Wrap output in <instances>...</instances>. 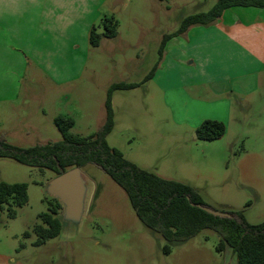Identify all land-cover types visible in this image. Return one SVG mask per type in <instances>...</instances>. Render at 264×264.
<instances>
[{"label": "rangeland", "instance_id": "rangeland-1", "mask_svg": "<svg viewBox=\"0 0 264 264\" xmlns=\"http://www.w3.org/2000/svg\"><path fill=\"white\" fill-rule=\"evenodd\" d=\"M124 2L112 19L119 24L121 38L133 46L115 41L99 48H81L82 80L76 88L70 87L69 100L62 97L68 86L49 87L47 81L27 77L18 82L16 134L25 128L36 130L26 138L28 143L18 146H35L40 137L49 142L61 140L54 120L67 114L76 121L73 134L91 136L100 126L97 112L92 119L89 116L106 100L105 85L135 84L134 89L113 92L116 127L109 146L143 169L196 188L213 210L242 211L250 224L262 223L264 109L247 103L240 109L234 96L191 86L206 79L202 77L206 74L201 67H180L179 47L185 50V37L181 43L180 39L168 41L160 56L157 38L161 33H172L185 17L209 11L217 0H198L182 9L151 0ZM141 25L149 30L141 32ZM183 85L188 87L179 89ZM226 101L231 102L228 112ZM0 109L8 111L7 104ZM208 117L224 119L226 133L221 139L197 138V129ZM83 171L92 188L81 223L63 226L58 237L36 246L34 227L40 223L39 215L49 212L55 202L46 185L56 175L0 159L4 182L28 186V203L16 208L14 218L0 206V264H237L234 254L216 250L219 236L211 230L174 244L165 253L167 242L141 223L123 189L95 165H87Z\"/></svg>", "mask_w": 264, "mask_h": 264}, {"label": "crops", "instance_id": "crops-1", "mask_svg": "<svg viewBox=\"0 0 264 264\" xmlns=\"http://www.w3.org/2000/svg\"><path fill=\"white\" fill-rule=\"evenodd\" d=\"M151 1L166 4L167 8L182 9L198 0ZM124 6V0H0V106L7 104L8 109L4 112L0 109V137L9 141V137L17 139L19 136L18 141H9L18 146L28 143L26 138L36 131L25 128L16 134L13 123L18 121V82L27 77L47 81L49 87L68 86L67 93L63 90L59 92L66 93L62 97L65 101L69 100L70 89L76 88L82 80L81 48L91 46L92 28L97 27L99 33L103 32V20L112 19ZM139 29L141 32L149 30L143 25ZM163 35L158 36L159 43ZM181 37H185L186 46L185 50L179 47L178 62L183 64L180 67L185 65L196 70L201 67L206 74L202 75L206 79L200 82L194 80L191 86L208 87L222 96H234L239 101L240 109L245 103L264 109V8H229L214 24L192 26L169 42L179 39L180 42ZM115 41L133 46L117 34L115 38H102L100 45L94 48ZM111 85L113 83L106 84L105 89L108 91ZM187 87L183 85L179 89ZM105 101L99 104L97 111L93 109L91 116H86L87 120L88 116L92 119L94 112H97L99 128L106 121ZM226 104L228 112L231 102L226 101ZM207 119L224 124V119ZM114 121L112 132L116 127L115 110ZM74 122L73 128L76 126ZM112 132L107 136V142ZM39 142L45 144L49 139L40 137ZM227 249L224 252L232 255L233 252Z\"/></svg>", "mask_w": 264, "mask_h": 264}, {"label": "trees", "instance_id": "trees-1", "mask_svg": "<svg viewBox=\"0 0 264 264\" xmlns=\"http://www.w3.org/2000/svg\"><path fill=\"white\" fill-rule=\"evenodd\" d=\"M233 7L264 8V0H217L207 12L185 17L180 27L165 34L160 45L163 56L166 43L172 37L184 34L192 26H209L217 22L223 12ZM119 24L113 19L103 20L99 33L97 27L90 32V45L98 47L102 38H115ZM153 76V72L147 77ZM135 84L119 83L110 86L105 101L106 121L94 134L88 137L71 132L75 122L68 116H58L54 123L62 139L56 142L20 147L0 137V159H11L40 171L50 170L55 175L74 168L95 165L106 173L126 193L136 216L148 229L159 233L167 242L165 253L172 245L185 243L205 230L218 234V252L230 248L237 264H264V221L257 225L247 222L242 211H227V217H216L196 204L207 206L199 191L182 182L162 178L126 159L123 153L107 142V136L114 128L113 92L134 89ZM197 138L202 141L221 139L226 126L215 120H206L197 129ZM49 212L39 215L40 223L34 227L36 246L58 237L62 223L58 217L63 210L54 198ZM28 203V186L25 183H7L0 178V206L6 207L8 216L14 218L16 208ZM29 236V232L26 233Z\"/></svg>", "mask_w": 264, "mask_h": 264}, {"label": "water", "instance_id": "water-1", "mask_svg": "<svg viewBox=\"0 0 264 264\" xmlns=\"http://www.w3.org/2000/svg\"><path fill=\"white\" fill-rule=\"evenodd\" d=\"M91 188L88 176L80 167L71 168L48 181L46 192L57 199L63 207L59 217L62 228L63 226H77L81 223L88 210ZM195 206L216 217L228 216L225 212L199 204Z\"/></svg>", "mask_w": 264, "mask_h": 264}]
</instances>
